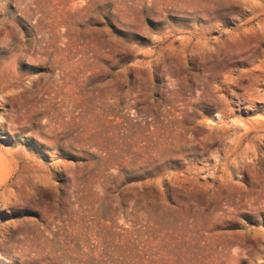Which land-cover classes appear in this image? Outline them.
I'll use <instances>...</instances> for the list:
<instances>
[{
    "label": "rangeland",
    "instance_id": "obj_1",
    "mask_svg": "<svg viewBox=\"0 0 264 264\" xmlns=\"http://www.w3.org/2000/svg\"><path fill=\"white\" fill-rule=\"evenodd\" d=\"M249 4L0 0V264H264Z\"/></svg>",
    "mask_w": 264,
    "mask_h": 264
},
{
    "label": "bare ground",
    "instance_id": "obj_2",
    "mask_svg": "<svg viewBox=\"0 0 264 264\" xmlns=\"http://www.w3.org/2000/svg\"><path fill=\"white\" fill-rule=\"evenodd\" d=\"M249 7L252 16L248 18L244 22V24L248 26L255 20H261V24H264V0H250ZM262 67L264 68V65L261 66V69ZM262 80L257 79V81L251 83L249 87L245 86L244 89H246L247 91L245 94L241 95L240 97L244 99L248 97V99L252 101H259L264 99V97L261 95V92L264 91V84L263 85L260 84ZM223 99L227 100V97L225 96L223 97ZM260 121H261L260 119L255 120L256 124L259 125L260 129L258 130L254 127L253 129H249L248 133L256 132L260 135L259 137H264V124H261Z\"/></svg>",
    "mask_w": 264,
    "mask_h": 264
}]
</instances>
